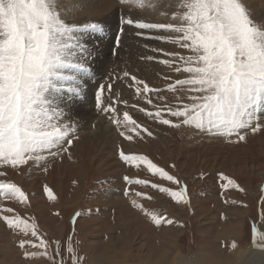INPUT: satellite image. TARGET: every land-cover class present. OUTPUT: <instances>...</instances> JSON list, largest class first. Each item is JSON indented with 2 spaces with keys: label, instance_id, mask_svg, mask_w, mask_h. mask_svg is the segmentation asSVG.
Segmentation results:
<instances>
[{
  "label": "rangeland",
  "instance_id": "obj_1",
  "mask_svg": "<svg viewBox=\"0 0 264 264\" xmlns=\"http://www.w3.org/2000/svg\"><path fill=\"white\" fill-rule=\"evenodd\" d=\"M135 2L125 5L120 0H77L74 13L65 7L67 21L77 25L79 32L74 34L86 47L83 53L73 49L74 62L83 60L89 69L87 73L71 67L63 69L65 75L81 81V91L79 95L70 93V82H61L64 89L57 94L59 107L66 113L64 122L74 125L68 137L72 143H65L67 151L60 150L55 157L45 153L47 159L38 165L29 162L13 169L0 164V173H5L0 180L15 183L28 197L27 201H20L0 195V209H13L12 213L0 212V217L19 216L35 225L38 236L51 245L48 251L52 255L55 242L59 241L57 264L61 258L63 264H73L72 256L81 258L79 264H110L111 260L114 264H229L236 260L237 249H254L253 229L257 230V243H261L258 234L264 232V128L256 133L250 129L242 132L246 139L237 142L236 135L201 132L192 126L175 128L142 112L140 109L155 112L159 107L163 118L175 123L177 118L168 115L163 106L175 107L186 100L177 99L181 93L167 90L168 83L184 76L159 62L168 58L164 53L179 51L178 45L155 39L158 33L163 34L161 30H139L135 24L122 23L123 19H138L137 16L144 22L167 23L175 0H143L142 9ZM247 5L255 20L264 21V0L260 5L247 0ZM89 23L102 25V30L85 29L83 26ZM154 48L163 51L154 52ZM148 56L154 59L143 58ZM125 72L129 73L127 77ZM132 76L162 91L139 95ZM101 84L112 85L111 93L105 90L103 100L105 106L111 103L116 108L115 113H105L95 106ZM148 99L152 100L151 105ZM125 111L139 125L135 131L131 125L125 128L114 123V119L123 120ZM263 112L264 106L257 114L262 125ZM105 124L108 128H104ZM144 128L153 135L148 136ZM96 129L102 134L87 138L83 133ZM128 135L133 138L128 140ZM121 151L126 155H145L175 176L187 186L188 202H177L151 187L159 184L178 191L180 185L154 175L146 162H125ZM221 174L239 187L228 184ZM124 177L150 183H129ZM45 186L51 189L53 198H49ZM137 192L145 195L136 196ZM132 200L146 211L133 206ZM147 213L159 215L161 224L156 225ZM166 219L173 223L164 222ZM22 238L38 243L30 232L25 237L0 218V264H53L47 257H25L26 250H40L21 249ZM70 247L73 252H69ZM178 256L188 260L173 259Z\"/></svg>",
  "mask_w": 264,
  "mask_h": 264
},
{
  "label": "snow or ice",
  "instance_id": "obj_2",
  "mask_svg": "<svg viewBox=\"0 0 264 264\" xmlns=\"http://www.w3.org/2000/svg\"><path fill=\"white\" fill-rule=\"evenodd\" d=\"M120 2L128 5L133 0ZM138 2L141 7L144 6L143 0ZM65 11L63 0H0V164L13 169L29 162L38 165L47 156L55 157L60 150L67 151L64 144L72 143L68 137L74 131V125L64 122L66 113L59 107L57 94L64 89L61 82H70L67 87L70 93L79 95L81 91V81L75 76L65 75L63 69L71 67L83 73L89 69L83 60L74 62L76 52L73 49L78 48L83 53L86 47L74 34L79 29L75 23L67 21ZM122 23L135 24L141 30H161L163 34L155 39L179 47V51L164 53L168 58L159 61L174 73L184 76L168 83L167 90L181 93L177 99L186 102L175 107L163 106L167 114L177 118L178 122L163 118L164 112L159 107L155 112L140 109L147 116L175 128L192 126L201 132L229 137L236 135L237 142L246 139L242 132L250 129L256 133L264 128L257 115L264 106V21L253 18L247 0H175L167 23L133 18L122 20ZM83 27L102 30V25L98 23ZM152 51L163 50L154 48ZM143 58L154 59L152 56ZM128 75V72L124 73V76ZM131 79L135 81L139 95L162 91L150 88L135 76ZM105 90L111 93L112 85H100L95 106L105 113H115L116 108L111 103L104 104ZM147 103L151 105L152 100L148 99ZM114 123L125 128L131 125L132 131L139 127L127 111L123 113L122 121L114 119ZM143 131L148 136L153 135L147 128ZM120 134L124 136L125 132ZM126 138L131 140L133 137L128 135ZM120 156L125 162H146L148 170L154 175L159 174L180 185L178 191L159 184H152L151 187L169 194L177 202H188L187 186L147 156L126 155L123 151ZM221 177L228 184L239 187L234 180L223 174ZM124 179L145 186L150 183L143 179ZM45 192L53 198L47 186ZM0 195L20 201L28 199L20 187L5 180H0ZM125 195H128L127 191ZM135 195L145 194L137 192ZM132 204L146 211L136 200H132ZM2 211L12 213L13 209H0ZM147 214L156 225L161 224L159 215ZM0 218L10 229L19 230L25 237L30 232L31 237L38 240V243L28 238L19 240L21 249L31 247L40 250H26L25 257L43 256L57 264L55 255L60 252L59 241L55 242V254L52 255L48 251L51 245L38 236L35 225H29L19 216L3 215ZM164 222L173 223L171 219ZM258 239L261 243L256 242L257 230L253 229V246L264 249V232L258 234ZM232 246L235 247V243ZM73 251L70 247L69 252ZM80 259L72 256L73 264H79ZM59 264H63L62 258Z\"/></svg>",
  "mask_w": 264,
  "mask_h": 264
},
{
  "label": "bare ground",
  "instance_id": "obj_3",
  "mask_svg": "<svg viewBox=\"0 0 264 264\" xmlns=\"http://www.w3.org/2000/svg\"><path fill=\"white\" fill-rule=\"evenodd\" d=\"M77 0H63V6L64 7H67V8H69L70 9V12H72V13H74L75 12V9H73V8H75L76 7V5H75V2H76ZM78 1H81V0H78ZM83 2L85 1V0H82ZM249 1V3H251V4H253V5H260L261 3H262V0H248ZM136 2H138L137 0H136ZM136 2H135V4H136ZM146 2V1H145ZM151 2V5H152V1H150ZM81 4H83V3H81ZM80 4V5H81ZM132 4V3H131ZM135 4H134V7H136L135 6ZM143 4H145V3H143ZM147 4V3H146ZM149 4V3H148ZM137 5V4H136ZM150 4H149V7L151 6ZM153 5H155V4H153ZM130 6V5H129ZM147 6V5H146ZM159 6V5H158ZM157 6V7H158ZM141 7V6H140ZM81 8H83V6L81 7ZM151 8V7H150ZM153 8V7H152ZM141 9H142V7H141ZM144 11V10H143ZM129 13V12H128ZM156 13V12H155ZM154 13V14H155ZM119 14V13H118ZM136 14H137V12H136ZM115 15V14H114ZM129 15L130 14H128V18H129ZM132 15V14H131ZM159 15V14H158ZM121 16V15H120ZM141 16V15H140ZM133 17V16H132ZM160 17V16H159ZM159 17H158V19H159ZM137 18L138 19H144V18H142V17H139V16H137ZM126 19V18H125ZM136 19V18H135ZM155 19V18H154ZM124 20V19H123ZM150 20V19H149ZM152 20V19H151ZM156 21V20H155ZM158 21V20H157ZM150 22V21H149ZM154 22V21H153ZM159 23V22H158ZM133 26V25H132ZM136 29V28H135ZM138 29V28H137ZM140 30V29H139ZM124 31V30H123ZM150 31V30H149ZM141 32V31H140ZM139 32V33H140ZM147 33H148V31H146ZM143 33V32H142ZM142 33H141V35H142ZM153 33V32H152ZM152 33H150V34H152ZM161 33H158L157 35H160ZM143 35H146L145 33H143ZM148 35V34H147ZM156 35V36H157ZM139 37H141V36H139ZM149 37H151V36H149ZM153 37V36H152ZM155 37V36H154ZM135 41V40H134ZM140 41V40H139ZM150 41V40H149ZM140 42H142V41H140ZM146 42H148V41H146ZM144 43H145V41H144ZM142 44V43H141ZM147 44V43H146ZM148 44H149V42H148ZM152 44V43H151ZM145 44H143V46H144ZM153 45V44H152ZM148 47H149V45H147ZM141 47V46H140ZM148 50H149V48H147ZM150 51V50H149ZM86 103V102H85ZM264 113V112H263ZM261 115V114H260ZM108 125V124H107ZM106 124L104 125V128L105 127H107L108 128V126H107ZM111 129V128H110ZM84 134H86L85 136H87V138L88 137H96V136H99V135H101L102 134V131L100 130V129H96V130H92L91 132H89V131H84L83 132ZM100 138V137H99ZM103 138V137H102ZM101 138V139H102ZM261 175L264 177V171L263 172H261ZM264 179V178H263ZM262 219L263 220H261V222H262V225H263V228H264V213L262 214ZM236 220V219H235ZM238 220V219H237ZM230 227V226H229ZM230 230V229H229ZM237 236V235H236ZM235 238V237H234ZM236 239V238H235ZM170 242V241H169ZM166 244H168V242L166 243ZM239 244V243H238ZM245 247V246H244ZM168 248H170V246H168ZM243 248V247H242ZM165 249V248H164ZM261 252H263L264 253V249H260V248H257V247H254V249H251L250 247H247L246 249H243V251H240L239 249H237L236 250V260H233L231 263H229V264H264V257L262 256V254H261ZM199 254V253H198ZM181 255V254H180ZM121 256V255H120ZM176 259L177 261H178V259L180 260V259H182V260H184V261H186V260H188V259H183L182 258V256H178V257H173V259ZM234 258V257H233ZM114 261V260H113ZM112 260H111V263L110 264H112V262H113ZM162 261V260H161ZM171 261H173V260H171ZM115 262V261H114ZM114 262H113V264H114ZM164 262V261H163ZM185 263V262H184ZM184 263H182V262H179L178 264H184ZM170 264V263H169ZM173 264H175V262L173 263ZM205 264V263H204Z\"/></svg>",
  "mask_w": 264,
  "mask_h": 264
},
{
  "label": "built area",
  "instance_id": "obj_4",
  "mask_svg": "<svg viewBox=\"0 0 264 264\" xmlns=\"http://www.w3.org/2000/svg\"><path fill=\"white\" fill-rule=\"evenodd\" d=\"M263 187H264V181L262 182V184H261V188L263 189ZM264 190V189H263Z\"/></svg>",
  "mask_w": 264,
  "mask_h": 264
}]
</instances>
